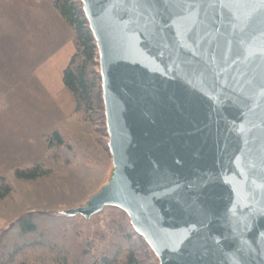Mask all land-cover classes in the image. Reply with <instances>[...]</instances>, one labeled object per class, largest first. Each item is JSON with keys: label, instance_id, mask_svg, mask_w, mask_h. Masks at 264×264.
Segmentation results:
<instances>
[{"label": "water", "instance_id": "95a60500", "mask_svg": "<svg viewBox=\"0 0 264 264\" xmlns=\"http://www.w3.org/2000/svg\"><path fill=\"white\" fill-rule=\"evenodd\" d=\"M98 51L107 181L159 264H264L262 0H80Z\"/></svg>", "mask_w": 264, "mask_h": 264}, {"label": "trees", "instance_id": "16d2710c", "mask_svg": "<svg viewBox=\"0 0 264 264\" xmlns=\"http://www.w3.org/2000/svg\"><path fill=\"white\" fill-rule=\"evenodd\" d=\"M54 7L71 31L76 52L64 71L63 81L76 101L74 117L82 122L104 119L98 51L80 0H55ZM51 158L76 161L73 137L65 126L45 136ZM106 148L107 144L105 143ZM17 178L33 181L51 170L43 163L15 167ZM14 192L5 176H0V200ZM51 212L31 211L20 216L0 235V264H159L144 239L131 226L125 230L127 247L113 257L94 259L90 242L77 220Z\"/></svg>", "mask_w": 264, "mask_h": 264}, {"label": "crops", "instance_id": "0c3cea01", "mask_svg": "<svg viewBox=\"0 0 264 264\" xmlns=\"http://www.w3.org/2000/svg\"><path fill=\"white\" fill-rule=\"evenodd\" d=\"M54 1L0 0V130L12 134L0 143L8 150L31 124L48 127L44 139L59 126L72 132L80 125L63 81L76 47Z\"/></svg>", "mask_w": 264, "mask_h": 264}, {"label": "rangeland", "instance_id": "374dc122", "mask_svg": "<svg viewBox=\"0 0 264 264\" xmlns=\"http://www.w3.org/2000/svg\"><path fill=\"white\" fill-rule=\"evenodd\" d=\"M77 123L80 124L78 129L68 130L78 154L73 163L50 157L47 142L40 132L48 127L38 123L18 130L19 140H15L10 150L0 143V174L10 179L14 187L13 194L0 200V235L27 212L58 213L82 206L107 181L112 162L105 146L108 140L105 118L96 122L77 120ZM9 135H12L10 130L3 127L0 141L9 140ZM36 162L46 165L51 173L33 181L17 178L14 167L31 166ZM77 220L83 237L91 244L94 259L113 257L127 247L125 230L131 224L122 210L106 207L89 220L82 216Z\"/></svg>", "mask_w": 264, "mask_h": 264}, {"label": "snow or ice", "instance_id": "6c2138e0", "mask_svg": "<svg viewBox=\"0 0 264 264\" xmlns=\"http://www.w3.org/2000/svg\"><path fill=\"white\" fill-rule=\"evenodd\" d=\"M262 3H264V0H262Z\"/></svg>", "mask_w": 264, "mask_h": 264}]
</instances>
